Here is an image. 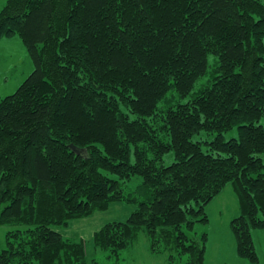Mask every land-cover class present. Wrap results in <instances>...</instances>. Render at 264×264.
<instances>
[{
	"label": "trees",
	"instance_id": "trees-1",
	"mask_svg": "<svg viewBox=\"0 0 264 264\" xmlns=\"http://www.w3.org/2000/svg\"><path fill=\"white\" fill-rule=\"evenodd\" d=\"M16 34L35 68L0 97V225L27 228L0 264L117 261L141 230L155 254L172 235L168 264H205L194 229L229 184L237 254L259 262L264 0H8L0 41ZM117 204L135 209L93 234L94 255L58 229Z\"/></svg>",
	"mask_w": 264,
	"mask_h": 264
},
{
	"label": "rangeland",
	"instance_id": "rangeland-1",
	"mask_svg": "<svg viewBox=\"0 0 264 264\" xmlns=\"http://www.w3.org/2000/svg\"><path fill=\"white\" fill-rule=\"evenodd\" d=\"M7 3L8 0H0V13ZM216 60H218L217 57L210 56L211 65L215 64ZM34 68L20 34L1 39L0 97L4 98L15 94L34 71ZM206 79H201L200 83H203ZM199 85L202 84L197 86ZM203 136L209 140L214 137L204 134ZM237 136L238 133L235 130L232 133L225 134V139L230 140ZM166 159V165H170L173 161V156L168 155ZM141 183L142 179L140 177H134L127 185L128 191L135 190ZM134 209L133 205H113L107 211L96 213L94 216L84 220L74 221L67 228L59 227L58 229L69 239L85 242L89 255H94L96 250L92 243L93 234L108 222L127 220ZM206 214L209 219L208 222L198 223L194 229V232L199 237L205 233L208 235L205 264H264V229L253 231V238L259 255L258 263H251L237 254V242L231 224L240 215V205L232 184H229L222 194L206 206ZM26 228L27 226L24 225H0V250L8 248V232ZM161 238L160 249L162 252L159 254L152 252L149 235L141 230L136 237L135 243L122 253L120 260L111 259L110 261L106 259L105 253L102 252L96 254L95 259L97 264H168L170 255H176L177 252L171 242L172 235L167 238Z\"/></svg>",
	"mask_w": 264,
	"mask_h": 264
},
{
	"label": "water",
	"instance_id": "water-1",
	"mask_svg": "<svg viewBox=\"0 0 264 264\" xmlns=\"http://www.w3.org/2000/svg\"><path fill=\"white\" fill-rule=\"evenodd\" d=\"M72 148V150L77 153L78 155L82 154L83 151H81L80 149H78L76 146L71 145L70 146Z\"/></svg>",
	"mask_w": 264,
	"mask_h": 264
}]
</instances>
